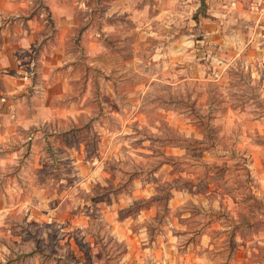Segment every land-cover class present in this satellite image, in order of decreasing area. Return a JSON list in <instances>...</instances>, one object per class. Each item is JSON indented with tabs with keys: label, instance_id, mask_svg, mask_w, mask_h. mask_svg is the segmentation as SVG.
I'll return each mask as SVG.
<instances>
[{
	"label": "rangeland",
	"instance_id": "obj_1",
	"mask_svg": "<svg viewBox=\"0 0 264 264\" xmlns=\"http://www.w3.org/2000/svg\"><path fill=\"white\" fill-rule=\"evenodd\" d=\"M65 1L80 22L69 97L88 93L90 111L75 116L67 148L56 137L19 147L0 122V264H119L124 246L107 225L152 198L149 222L137 219L149 239L264 264V0H205L201 12L199 0ZM24 2L46 15L43 0ZM86 26L105 29L101 48L85 47ZM134 179L153 196L102 211Z\"/></svg>",
	"mask_w": 264,
	"mask_h": 264
},
{
	"label": "crops",
	"instance_id": "obj_2",
	"mask_svg": "<svg viewBox=\"0 0 264 264\" xmlns=\"http://www.w3.org/2000/svg\"><path fill=\"white\" fill-rule=\"evenodd\" d=\"M24 1L27 0H0V102L6 105L1 110L0 122L6 127L5 133H10L9 139L12 137L14 140L12 135L17 132L19 147L56 137L58 143L67 148L66 140L74 128L75 116L90 111L89 107L84 106L88 93L74 100L69 97L74 80L71 77L74 46L71 39L80 22L65 0H43L46 15L44 12L27 14V2ZM49 20L53 27H50ZM81 35L89 38L88 42L83 43L90 49L101 48L103 45L98 38L108 36L104 28L92 30L91 26H86ZM30 89L33 91L31 96L25 95ZM20 93L28 99L24 107L17 106L19 101L16 95ZM20 99L23 103V99ZM59 99L62 101L58 102ZM22 134L25 135L24 140L20 136ZM4 136L1 137L2 141L7 140ZM82 161L76 160L77 163ZM96 177L94 173L88 174L85 180L95 183L100 180ZM128 192L115 198H105L107 203L98 204L103 205L102 211L108 209L115 213L127 209L133 201L153 196L147 182L136 179L131 181ZM68 200L73 201L66 196L55 202V209L61 211L62 216H67L69 206L63 202ZM62 205L64 210L59 209ZM151 210L150 207L144 208L137 216L126 215L120 220L113 219L107 225L113 240L124 246L125 251L118 257L119 264H217V261L209 258L211 252L207 250L197 253L191 249L188 254L179 253L175 243L179 236L160 235L155 241L149 239L144 232L147 224L138 226L137 219L141 218L142 223L149 222L142 218L146 217L144 213ZM93 241L91 236H87L83 239L84 247L92 249ZM201 241H207V245L210 242L206 234H203ZM149 243L151 246L146 247ZM197 250H201L200 247Z\"/></svg>",
	"mask_w": 264,
	"mask_h": 264
},
{
	"label": "trees",
	"instance_id": "obj_3",
	"mask_svg": "<svg viewBox=\"0 0 264 264\" xmlns=\"http://www.w3.org/2000/svg\"><path fill=\"white\" fill-rule=\"evenodd\" d=\"M199 2H200V8H199V12H201V11H203V9L205 8V0H199ZM196 18V17H195ZM197 19V18H196ZM108 194H110V192L108 193ZM156 201V199H154V198H152V199H150L149 201H145L144 203H140L139 205V208H141V209H144V208H147V206L150 204V203H153V202H155ZM138 205V204H137ZM130 209V208H129Z\"/></svg>",
	"mask_w": 264,
	"mask_h": 264
}]
</instances>
